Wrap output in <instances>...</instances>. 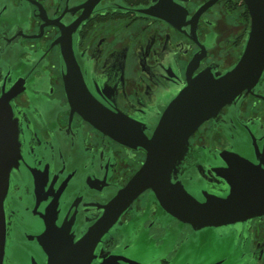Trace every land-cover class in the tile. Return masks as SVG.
I'll return each mask as SVG.
<instances>
[{
	"label": "flooded vegetation",
	"instance_id": "af4514ba",
	"mask_svg": "<svg viewBox=\"0 0 264 264\" xmlns=\"http://www.w3.org/2000/svg\"><path fill=\"white\" fill-rule=\"evenodd\" d=\"M208 2L0 0V98L17 120L21 153L5 199L3 264L32 258L58 264L88 251L58 244L49 257L29 238L46 225L65 242L85 235L101 216L98 204L144 163L138 139L150 137L199 72L220 75L238 60L250 26L243 0ZM93 122L119 125L121 141ZM216 170L230 183L261 178L264 70L189 135L172 176L204 200L205 193L230 191ZM148 235L160 241L149 244ZM86 258L67 264H264V214L194 230L166 214L146 189Z\"/></svg>",
	"mask_w": 264,
	"mask_h": 264
},
{
	"label": "water",
	"instance_id": "95a60500",
	"mask_svg": "<svg viewBox=\"0 0 264 264\" xmlns=\"http://www.w3.org/2000/svg\"><path fill=\"white\" fill-rule=\"evenodd\" d=\"M213 1L215 0H210L206 5ZM243 2L250 16V26L238 60L220 75L213 74L209 69L199 72L187 91L182 96L179 94L167 108L150 132V137L138 139L137 143L146 150L144 163L123 187L112 191L108 200L98 204L101 216L85 235L75 242L72 239L65 242L56 239L52 227L46 225L41 234L29 238L38 244L46 256L50 257V254L55 253L53 248L58 244L88 246V251L79 249L77 257L56 261L58 264H67L69 260L87 263L86 256L92 253L93 248L110 231L120 215L146 189L150 190L159 207L166 214L191 225L194 230L225 226L264 214V171H261L262 175L259 179L254 178L250 181L243 177H235L230 183L224 170H216V173L230 184V191L223 197L205 193L204 200L191 195L181 181L172 176L175 164L186 151L189 135L204 120L214 116L220 107L233 101L244 89L253 87L262 75L264 0H243ZM93 124L105 135L115 140L119 139V125L117 128L109 124L99 125L95 122ZM126 127L129 129L132 126ZM18 132L17 120L10 106L5 107L0 98V264L4 261L8 235L5 199L8 195L11 172L18 167L21 158ZM221 157L225 159L226 155L221 153ZM240 159V164L244 162L245 166L252 170V164L247 159L242 157ZM237 169L243 172L241 167ZM85 179L86 176H83L82 181L85 182ZM90 187L102 190L109 185L105 184L98 188L90 185ZM93 258H89L88 263ZM114 259L116 260L115 257L112 260ZM31 261L32 264H38L34 258ZM51 264L57 263L53 261Z\"/></svg>",
	"mask_w": 264,
	"mask_h": 264
},
{
	"label": "rangeland",
	"instance_id": "374dc122",
	"mask_svg": "<svg viewBox=\"0 0 264 264\" xmlns=\"http://www.w3.org/2000/svg\"><path fill=\"white\" fill-rule=\"evenodd\" d=\"M144 228L142 229V231H141V233H140V235H138L137 237H139L140 239V242H143V239L145 238V235H146V233L144 234ZM148 237V243L149 244H153V243H157L158 241H160L159 239H158V241L154 238V236H150V235H148L147 236Z\"/></svg>",
	"mask_w": 264,
	"mask_h": 264
}]
</instances>
